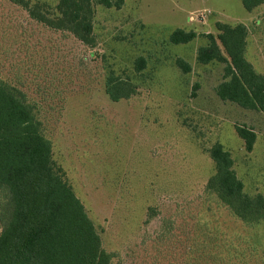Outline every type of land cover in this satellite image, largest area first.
<instances>
[{"label": "rangeland", "instance_id": "obj_1", "mask_svg": "<svg viewBox=\"0 0 264 264\" xmlns=\"http://www.w3.org/2000/svg\"><path fill=\"white\" fill-rule=\"evenodd\" d=\"M26 1L53 17L58 0ZM93 8L84 44L0 0V80L36 106L51 159L111 264H264V221L244 224L220 201L207 153L220 145L243 193L264 195V113L221 101L214 90L224 65L196 61L206 35L227 59L218 25H243L244 58L264 76V5L247 12L241 0H125L118 10ZM176 29L196 38L173 45ZM109 72L135 94L110 101ZM236 127L255 135L251 152Z\"/></svg>", "mask_w": 264, "mask_h": 264}, {"label": "trees", "instance_id": "obj_2", "mask_svg": "<svg viewBox=\"0 0 264 264\" xmlns=\"http://www.w3.org/2000/svg\"><path fill=\"white\" fill-rule=\"evenodd\" d=\"M29 17L56 30L69 31L80 42L89 44L93 31V4L120 9L125 0H58L53 14H42L26 0H7ZM247 12L264 5V0H241ZM222 55L212 35L196 53L198 64H223L222 81L215 94L223 102L264 113V76L245 60L246 29L218 25ZM196 38L194 32L174 30L173 45H184ZM138 70L144 60L138 61ZM184 74L190 67L177 60ZM104 92L112 102L126 100L134 88L109 72ZM236 133L251 152L255 135L236 127ZM215 164L209 180L220 201L244 224L264 221V195L249 197L232 170L230 154L220 145L207 151ZM112 255L102 242L83 206L64 179V173L51 159V143L43 135L36 106L26 95L0 80V264H111Z\"/></svg>", "mask_w": 264, "mask_h": 264}]
</instances>
